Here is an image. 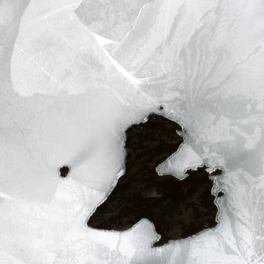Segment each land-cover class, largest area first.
Segmentation results:
<instances>
[{
  "label": "snow or ice",
  "instance_id": "obj_1",
  "mask_svg": "<svg viewBox=\"0 0 264 264\" xmlns=\"http://www.w3.org/2000/svg\"><path fill=\"white\" fill-rule=\"evenodd\" d=\"M113 68L122 90L72 100L88 92L68 87L73 80ZM168 80L170 91H160ZM172 100L182 111L168 109ZM160 105L194 129L206 111L242 105L258 116L264 145V0H0V264H109L113 256L146 264L136 229L107 232L86 221L123 174L122 129ZM25 128L32 132L22 144ZM195 135L189 143L200 155L185 151L172 171L209 164L227 175L226 156ZM62 164L72 169L68 178ZM259 166L264 189V146ZM228 191L238 237L227 235L222 213L201 246L230 253L235 264H264V192L245 205Z\"/></svg>",
  "mask_w": 264,
  "mask_h": 264
},
{
  "label": "water",
  "instance_id": "obj_2",
  "mask_svg": "<svg viewBox=\"0 0 264 264\" xmlns=\"http://www.w3.org/2000/svg\"><path fill=\"white\" fill-rule=\"evenodd\" d=\"M78 45L87 48L88 38L82 36L78 41ZM113 59H116V57H113ZM117 62L119 63L120 61L117 60ZM94 66L95 59L93 58V69ZM121 66L125 67L126 71L129 70L126 65L122 64ZM141 71L150 72V69L145 66ZM226 71L227 68L217 70L215 79H220ZM121 83L122 77L115 68L112 69L111 76L108 74H97L90 69L86 81L76 79L67 86L77 90L81 87H87V95L84 97L72 98V100L75 101L86 100L93 95L102 98L103 94L109 93L110 90L120 91L122 90L120 87ZM173 84V80H168L165 83L158 85V87L162 92L170 91ZM205 87H207V85H205ZM187 90L191 92L192 87L189 86ZM232 91H235V89L226 90L224 94L229 95ZM183 95L184 93L181 92V99L183 98ZM167 107L169 110L175 107L178 111H182L179 100L170 101ZM164 111L165 106L160 105L159 111L149 113L146 119L129 122L127 126L122 129L121 143L125 150L123 156V174L115 181V187L112 188L103 203L115 190L119 180L127 172V159L129 157L127 141L129 131L135 126L146 123L152 116H160L179 126L177 133L181 136L182 140L171 154L157 164L155 168L157 174L160 176H170L177 181H182L189 176L190 171L204 168L208 173V178L212 182L211 194L213 195V203L216 207L215 223L187 236L170 238L165 242L160 243L161 234L157 231L154 221L146 216L141 217L131 226L124 229L103 228L91 225L89 223L90 219L97 209L103 205V203H101L96 207V210L87 217V226L95 230L118 233L129 232L136 229L137 237L144 238L146 250H148L146 264H235L230 257V253L226 252L224 255L216 253L210 254L207 249L201 246L202 238L204 236L214 235V233L208 231L210 229L219 230L217 226L221 224L222 213L224 214V220L228 225L227 235L234 238L238 237V233L235 230V224L238 219L237 212L239 211V208L236 206V200L232 198L228 188H233L240 203L245 205L250 197L258 200L261 192H264V189H261L260 187L259 156L261 148L264 145H262L259 118L255 112H252L251 110L246 112L243 106L240 105L236 106L234 110H229L224 114L215 111H206L200 117L201 123L199 127L194 129L187 119H174L170 116L164 115ZM31 132L32 129L30 128L24 129V135L21 141L22 144L30 138ZM196 132H199L200 140L203 141V146L206 149L210 152L216 151V154L221 156L222 159L226 156L227 175L222 176V170L220 168H216L213 171L209 164H201L195 169L188 168L185 170L184 175H177L172 171L174 165L181 164L185 151L197 156L200 155V153L192 147L191 143H189L190 138L196 139ZM63 169L67 170L65 174H63ZM59 174L61 178H68L72 174V169L69 165L62 164L59 168ZM162 195V190L155 189L150 193L145 194L144 198L153 199L159 198ZM153 232L156 235V239H148ZM236 243H239L238 239H236ZM222 247L226 248L227 244L222 245ZM150 250H158L159 254ZM22 259L25 261V264H33L32 258L30 257H24ZM109 264H123V260L121 257L113 256L109 258Z\"/></svg>",
  "mask_w": 264,
  "mask_h": 264
},
{
  "label": "rangeland",
  "instance_id": "obj_3",
  "mask_svg": "<svg viewBox=\"0 0 264 264\" xmlns=\"http://www.w3.org/2000/svg\"><path fill=\"white\" fill-rule=\"evenodd\" d=\"M179 126L160 116H152L146 123L133 127L128 133L127 172L115 190L90 219L96 227L124 229L138 220L141 209L147 212L161 234L163 243L170 238L183 237L191 223L211 225L216 207L211 194L212 182L204 168L190 171L182 181L180 196L172 195L176 179L160 176L156 166L165 159L182 138ZM67 172L63 169V174ZM190 178V180H188ZM155 189L163 191L159 198L145 199ZM147 200V201H146Z\"/></svg>",
  "mask_w": 264,
  "mask_h": 264
},
{
  "label": "trees",
  "instance_id": "obj_4",
  "mask_svg": "<svg viewBox=\"0 0 264 264\" xmlns=\"http://www.w3.org/2000/svg\"><path fill=\"white\" fill-rule=\"evenodd\" d=\"M178 147V145H176L175 147H173L172 149H171V153L176 149ZM208 178V177H207ZM188 180H190V178L188 179ZM181 184H182V182H179V181H177V182H174V189L172 190V195L175 197V198H177V197H179L180 196V189H181ZM147 201V200H146ZM148 211V209H141V211L139 212V215H138V219H140L141 217H144V216H146V217H149V216H152V214H150L149 212H147ZM215 223V216H213V218H212V220H211V225H213ZM156 225V227L158 226V227H160L159 226V224H158V222H157V224H155ZM204 223L203 222H201V223H199V224H194V223H191L189 226H187V229L184 231V236H187V235H189V234H192V233H194V232H196V231H198V230H201L202 228H204Z\"/></svg>",
  "mask_w": 264,
  "mask_h": 264
}]
</instances>
